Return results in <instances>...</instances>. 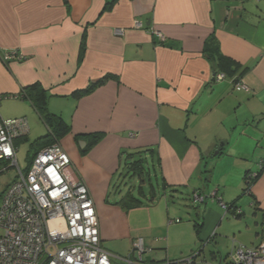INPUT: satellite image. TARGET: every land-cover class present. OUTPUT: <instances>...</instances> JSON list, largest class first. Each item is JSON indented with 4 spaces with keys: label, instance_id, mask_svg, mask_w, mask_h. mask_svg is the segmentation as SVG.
Segmentation results:
<instances>
[{
    "label": "crops",
    "instance_id": "obj_1",
    "mask_svg": "<svg viewBox=\"0 0 264 264\" xmlns=\"http://www.w3.org/2000/svg\"><path fill=\"white\" fill-rule=\"evenodd\" d=\"M11 49L24 59L0 57L1 115L30 121L37 110L13 95L36 82L48 90L49 110L71 125L59 141L68 172L88 185L110 253L126 256L142 237L160 260L185 258L184 245L229 235L228 216L240 232L231 250L264 245V169L243 195L245 173L260 168L234 150L261 149L255 164L264 158V121L248 127L264 120V0H0V52ZM219 55L237 63L232 75ZM106 75L92 93L73 95ZM236 79L249 89H235ZM93 133L101 139L84 153ZM144 147L154 150L146 153L151 179L139 193L133 178L139 201L129 206V187L117 183L126 152ZM208 193L216 196L202 201ZM232 202L241 217L223 206ZM116 240L124 254L113 250Z\"/></svg>",
    "mask_w": 264,
    "mask_h": 264
},
{
    "label": "built area",
    "instance_id": "obj_2",
    "mask_svg": "<svg viewBox=\"0 0 264 264\" xmlns=\"http://www.w3.org/2000/svg\"><path fill=\"white\" fill-rule=\"evenodd\" d=\"M142 26V23L136 25ZM124 32L122 28L115 29L118 35ZM156 33L165 38L162 32ZM0 57L5 63L24 59L15 49L0 52ZM225 77V73L217 74L220 80ZM235 89L249 87L237 80ZM3 98L0 95V107ZM29 131L27 118L5 119L0 112V160L17 168L16 177L0 199V264L195 263L196 255L149 262L145 254L151 247L142 237L133 241L126 256L110 253L102 245L99 217L90 189L83 180H72L68 172L72 160L59 141L40 149L28 160L25 169L20 166L17 140ZM256 176L257 172L249 174V178ZM223 206L228 209L226 203ZM229 259L234 264H264V245L238 246L231 250Z\"/></svg>",
    "mask_w": 264,
    "mask_h": 264
},
{
    "label": "trees",
    "instance_id": "obj_3",
    "mask_svg": "<svg viewBox=\"0 0 264 264\" xmlns=\"http://www.w3.org/2000/svg\"><path fill=\"white\" fill-rule=\"evenodd\" d=\"M112 2H108L105 9L108 8L110 6V3L112 4ZM219 60H220V63H223V67L225 69H227L226 74L232 75L235 68L231 67V66L236 65L237 63H235L233 60H231L225 56H222V55H219ZM110 77H111L110 75H106V76H104V77H102L96 81H93L86 88L74 91L73 95L77 98H80L86 94H90L97 87L104 84ZM237 80L238 79H236L235 81H237ZM18 96L21 98L28 99L33 104V106L35 107V109L39 113L40 118L42 119V121L44 122V124L47 127V132L44 135L38 137L31 145V149H34V148L36 149L35 152L32 154V156H29V158H28V160L31 161L40 149L52 144L53 142L60 141L61 138H63L68 133H70L71 132V125L64 119V117L62 115L51 112L49 110V108H48V99H49L48 90L45 87H43L39 82H36V83H33L31 85L24 87L21 90V92L18 94ZM89 136H91L90 142L83 149L84 153H87L89 151V149H91L101 139V134H99V133H93L92 135H89ZM24 139H26V136L21 138V139H18L17 145L19 144V142L23 141ZM153 151L154 150L152 147H144V148H140V149L133 151V152H126V157H124L125 165L127 168L126 176L127 177L131 176L134 178L137 177L142 181L139 184V187L137 188V190H138L137 192H139V193H142L144 191V185L143 184L145 183V181L148 180V182H149L151 179V178L149 179V177H148L149 170H148V167H146L145 163H148L147 159H146L147 154L149 152L153 153ZM5 166L8 167V164L6 162H3L2 160H0V168L5 167ZM263 169H264V166H262L257 171V176L252 177V178H249V174L251 172L247 171L245 173V177H244L245 187H244L243 194L244 193L245 194L246 193L252 194V186L257 181L258 177L261 175ZM151 183H152L151 186L155 185L154 182H151ZM133 191H134V189H133V185H132L129 187V190L127 191V193L125 195L126 197H128V196L130 197L131 202L128 204L129 206L131 205L132 202H134V203L131 206H134L139 201L138 198L134 195ZM226 204L228 206L227 212L233 214L235 217H241L243 215V212H241V213L238 212V206H237L236 202L226 203ZM180 221H181V219H179V222ZM197 224H199V223L197 222ZM198 232H199V230H198ZM203 246L204 245L202 244V246L200 247L199 250H197L196 252H193L191 254V255H196L195 256V263H196L197 257L199 255H201L202 251L204 250ZM213 254H214V257H216L218 255V250L215 249ZM229 255H230V253H229ZM229 255H228V261L227 262H224L223 257L220 256V259H219L220 264H234V262H232L229 259ZM165 260H167V259H165Z\"/></svg>",
    "mask_w": 264,
    "mask_h": 264
},
{
    "label": "rangeland",
    "instance_id": "obj_4",
    "mask_svg": "<svg viewBox=\"0 0 264 264\" xmlns=\"http://www.w3.org/2000/svg\"><path fill=\"white\" fill-rule=\"evenodd\" d=\"M24 105H26V104H24ZM26 106H28V105H26ZM32 110H33V113L31 116V120L28 121L29 127H30V133L28 134L29 137H28V139H24L23 141L19 142V144H18L17 158H18V162H19L20 166L23 169H25L28 165L29 156H32V154L36 150L35 148L31 149V145L34 142L36 135L41 131L44 132V130H45V125L42 122L41 118L39 117L37 112L34 110V108ZM1 112L3 113V105L1 106ZM17 118H22V117H17ZM12 119H16V118H12ZM263 121L264 120H262V121L257 120L256 122L249 123L248 127L255 129L254 124L259 125ZM262 138L264 139L263 135H262ZM234 150H242L244 152H246V151L250 152L252 155H251V157H249V160L251 161L252 166H255V168L258 166L257 163L255 164V161H253V159L256 157L255 151H260L261 149H234ZM125 157H126V155H125ZM145 164H146V167H148V165H147L148 163H145ZM2 170H3V172H1ZM0 172H1L0 173V199H1V196L4 192L6 185H8L16 177L17 168L12 167L9 164L7 168L6 167L0 168ZM126 174H127V170L124 172V176L122 177V179L119 180V182L117 183L125 191H127L128 187H130L131 185H134V180H133L134 177H131V176L126 177ZM152 174H154V173L152 172ZM125 186H126V188H125ZM203 204L204 203H196L193 201L191 205L193 207L199 208ZM249 215H250V212H249ZM228 218H230L232 221V223L229 224V230H230V232L228 231L229 235L228 234H221V233H219L220 234L219 235L217 233L218 235H214V236H215V238L219 239L218 241L213 239L212 242H209L206 244L202 243L203 245H205V246H203L204 250L202 251L201 255H199L197 257L195 264H220V260H219L220 256L223 257L224 262L228 261V255H229V253L233 247V240H234L233 234L237 233L236 234L237 237L240 236L239 235L240 232H234L233 231V229L234 230L239 229V227L233 222V220L238 221V219L231 217V216H228ZM242 219H243V223H245L246 222L245 217H243ZM242 219H239V220H242ZM243 237H247L246 234ZM238 239H239V237H238ZM113 243H114V248H116L113 250L116 252H120L121 254H124L125 249L123 248L124 245H123L122 241L116 240V241H113ZM183 247L185 250V253H183V254L184 255L185 254L191 255L192 251L196 252L197 250L200 249L201 245H198V244L193 245L192 250H191L189 244L187 246L184 245ZM244 247L250 248L246 245H244ZM215 249L218 250V255L216 257H214V254H213ZM151 254H152L153 258H155L157 260L162 259V256H163V254L155 252V251L152 253H151V251H149L148 253L145 254V256H150Z\"/></svg>",
    "mask_w": 264,
    "mask_h": 264
},
{
    "label": "water",
    "instance_id": "obj_5",
    "mask_svg": "<svg viewBox=\"0 0 264 264\" xmlns=\"http://www.w3.org/2000/svg\"><path fill=\"white\" fill-rule=\"evenodd\" d=\"M264 162V158H262L260 161H259V163H258V165H259V168H260V166H261V164ZM249 172H251V173H256L257 171H251V170H249ZM201 194H198V195H196V196H198V198L199 197H201L200 196ZM205 195V194H204ZM244 195V194H243ZM214 196H216V194L214 193V194H206L205 196H203V197H201V199H202V201H204V198H206V197H208V198H210V197H214ZM237 206H238V211H239V213H241V212H243L242 211V208L237 204ZM238 218V217H237ZM146 259L149 261V262H151V261H160V260H157V259H155V258H153L152 256H147L146 257Z\"/></svg>",
    "mask_w": 264,
    "mask_h": 264
}]
</instances>
